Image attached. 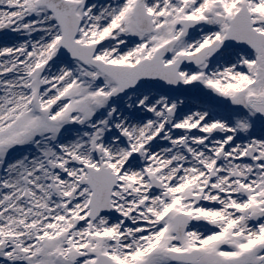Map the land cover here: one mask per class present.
<instances>
[{
	"label": "snow or ice",
	"instance_id": "snow-or-ice-1",
	"mask_svg": "<svg viewBox=\"0 0 264 264\" xmlns=\"http://www.w3.org/2000/svg\"><path fill=\"white\" fill-rule=\"evenodd\" d=\"M5 30L0 264H264V0H0Z\"/></svg>",
	"mask_w": 264,
	"mask_h": 264
},
{
	"label": "rangeland",
	"instance_id": "rangeland-1",
	"mask_svg": "<svg viewBox=\"0 0 264 264\" xmlns=\"http://www.w3.org/2000/svg\"><path fill=\"white\" fill-rule=\"evenodd\" d=\"M100 4H107L109 2H116V0H100ZM25 36L24 34H15V33H11L7 30H5L4 32H2L0 34V41H5L6 39L8 41H11L12 39H17L19 40L20 42L22 41V39H24ZM38 38V37H36ZM16 40V41H17ZM15 42V41H14ZM134 42H138V38H130V41L129 43H134ZM194 68V67H192ZM53 70H55V67L53 68ZM203 85H199L197 87H193L192 86V90H193V94L189 95L190 97H188L187 95L185 94H177V93H170L168 91H164L162 89H157L155 88V90H152V94L153 95H169L170 97H172L173 99H179L181 101H183V103L180 105V109H183V111H187V110H193L192 108L193 107H196V106H193V100H190L191 97H195V96H198L197 95V92H198V89L201 88ZM129 95H133L132 93H129ZM178 95H181V96H178ZM218 102H220L221 100H217ZM127 98H123L122 100L118 101L119 104H121L122 106L126 105L127 104ZM192 103V104H191ZM213 101L210 102V105H216L215 103L212 104ZM224 103H227L229 106V108H237L238 106H234V105H231L230 101H225L224 99ZM181 112V110H180ZM133 114L135 117H140V118H137V119H148V118H151V113H145L143 110L141 111H136L135 109H131L129 110L128 112H125V114ZM182 113V112H181ZM140 115V116H139ZM66 130L70 131L68 133V135H72V136H69L70 138L69 139H72L75 134L78 132V131H85L87 130V128L85 126H81V125H78V124H75V125H66L65 126ZM176 131H181V130H176ZM259 131V129H257V132ZM74 134V136H73ZM66 134H62V136L64 137ZM218 138V137H217ZM238 142V141H237ZM160 146L161 147H166L168 146L167 144H165L163 141L160 142ZM34 150V149H33ZM35 152V150H34ZM33 152V153H34ZM17 156L20 155V152H14ZM14 153H12V155L14 156ZM0 175H2V172H0Z\"/></svg>",
	"mask_w": 264,
	"mask_h": 264
},
{
	"label": "bare ground",
	"instance_id": "bare-ground-1",
	"mask_svg": "<svg viewBox=\"0 0 264 264\" xmlns=\"http://www.w3.org/2000/svg\"><path fill=\"white\" fill-rule=\"evenodd\" d=\"M95 2L100 3L101 1L100 0H96ZM16 40L17 39H12L11 41H8L6 39L3 42H8V43H19L20 42L19 40H17V41ZM151 87H152V90H155V88L163 89V87H161V86L152 85ZM179 88H181L183 90V92H179V91H173L172 92V90H169L168 92L177 93V94H185L188 97H190L189 95L193 94L192 86H190V85H181ZM188 88H189V90H188ZM164 91H166V90H164ZM197 95L198 96H195V97L192 96L191 99H190V100H193V106H196V107H193L192 108L193 110H191V111L211 109V111H212V113L214 115L226 116L227 117L235 109V108H231V107L229 108L228 107L229 105L227 103H224V98L217 96L215 93H211L210 90L205 88L204 86H202L201 88L198 89ZM178 96H181V95H178ZM217 100H221V101L218 102ZM211 101H213L212 104L215 103L216 105H214V106L210 105ZM180 110H181L182 114H185V113H187L189 111V110L183 111V109H180ZM125 115H128V114L126 113ZM135 118L137 119V118H140V117H135ZM193 131H195V130H193ZM69 132L70 131H68V130L64 131L62 134H66V135L64 137L61 136V139L64 140V141L70 140L69 136H72V135H68ZM73 136H74V134H73ZM238 142H240V141H238ZM28 151L34 152L33 149H30ZM14 156L18 157L15 153H14Z\"/></svg>",
	"mask_w": 264,
	"mask_h": 264
},
{
	"label": "water",
	"instance_id": "water-1",
	"mask_svg": "<svg viewBox=\"0 0 264 264\" xmlns=\"http://www.w3.org/2000/svg\"><path fill=\"white\" fill-rule=\"evenodd\" d=\"M191 66H195V65H191ZM155 86H161L165 89L168 90H172V91H179V92H183V90L181 88H179L181 85H167L165 82L160 81L158 84H154ZM189 90V88H188Z\"/></svg>",
	"mask_w": 264,
	"mask_h": 264
}]
</instances>
